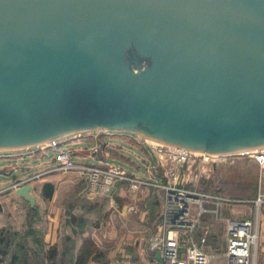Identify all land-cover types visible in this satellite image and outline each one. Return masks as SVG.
I'll list each match as a JSON object with an SVG mask.
<instances>
[{
    "label": "water",
    "instance_id": "water-1",
    "mask_svg": "<svg viewBox=\"0 0 264 264\" xmlns=\"http://www.w3.org/2000/svg\"><path fill=\"white\" fill-rule=\"evenodd\" d=\"M94 129L264 148V0H0V150Z\"/></svg>",
    "mask_w": 264,
    "mask_h": 264
},
{
    "label": "rangeland",
    "instance_id": "rangeland-1",
    "mask_svg": "<svg viewBox=\"0 0 264 264\" xmlns=\"http://www.w3.org/2000/svg\"><path fill=\"white\" fill-rule=\"evenodd\" d=\"M147 144L151 145L145 141L140 143L134 132L94 129L58 139L56 149H52L49 142H45L32 147L2 150L0 151V167L8 166L11 174L0 175V188L12 182V174L22 177L31 176L54 167L57 151L67 149L74 151L76 162L99 164L105 160L138 177H147L146 157L151 156L154 163L150 162L147 166L149 168L153 165L154 168L150 171L147 168L148 173L151 177L155 175L166 181L167 166L165 162L161 165L159 160L160 157L167 156L165 146H161L165 144L155 143L156 145H151L152 148ZM108 145L118 147L119 155L114 147H108ZM94 147L97 149L95 155L92 151ZM101 148L108 152V157L102 159L99 153ZM153 151L156 152L155 156ZM251 155L230 154L220 159L216 158V167L207 177H201L197 186L206 191L220 189L224 193L250 197L251 190L254 191L255 187L257 194L258 185L264 182V165H259ZM174 167V171L180 174L177 179H174L176 183H182L181 178L184 174V179H188L187 173H184V165L174 162ZM51 174L56 175L55 179L58 182L63 180L72 184L78 183L79 190H82L83 182L76 171L55 170L44 173L34 180L39 181ZM148 187L143 191L142 188L132 190L128 182V191H126L127 186L122 184L117 187L114 194L97 187L95 189L97 193L85 196L78 195L79 190L76 188L66 189L69 193L67 196L70 198L67 212L75 220L77 229L74 234L81 241L82 252H84L80 264H145L140 260L137 245L147 250L148 242L157 230L156 219L161 209L160 192L154 187ZM74 199L80 211L75 215L73 214ZM218 233L219 227L216 228L217 235L211 242V249L215 254L211 264H225V257L221 255L223 240ZM67 237L75 242L73 237ZM145 254L149 256L148 252Z\"/></svg>",
    "mask_w": 264,
    "mask_h": 264
},
{
    "label": "built area",
    "instance_id": "built-area-1",
    "mask_svg": "<svg viewBox=\"0 0 264 264\" xmlns=\"http://www.w3.org/2000/svg\"><path fill=\"white\" fill-rule=\"evenodd\" d=\"M57 144L58 139L49 141L52 149H56ZM161 146H165L167 153V156H164L165 159L159 158L160 164L165 162L167 166L166 181L155 175L152 177L129 175L121 167L107 162L79 163L74 159V151L67 149L57 151L54 167L17 179L11 187L17 189L31 179L55 170L76 171L89 185L100 187L105 192L112 191L118 181H128L129 188L132 190L151 186L161 194L160 222L148 242V250L154 264H211L215 254L208 243L210 219L224 225V247L221 255L225 257V264H256L258 209L263 202L262 197L257 196L252 200L257 209L256 213H248L244 218L235 217L232 216L234 206L249 200L227 196L216 189L202 190L197 186V182L213 171L216 167L215 159H220L221 156L252 154L254 160L263 166L264 148L223 155L215 154L217 157L204 151L196 152L170 145ZM92 151L95 155L97 149L94 147ZM174 162L185 166L184 173H187L188 179H184V174L181 178L182 183L174 181L180 175L174 171ZM152 168L154 166L150 165L149 171ZM156 253H159V260L155 258Z\"/></svg>",
    "mask_w": 264,
    "mask_h": 264
},
{
    "label": "crops",
    "instance_id": "crops-1",
    "mask_svg": "<svg viewBox=\"0 0 264 264\" xmlns=\"http://www.w3.org/2000/svg\"><path fill=\"white\" fill-rule=\"evenodd\" d=\"M137 138L140 143H144V141L149 143L147 141L148 139H144L138 135ZM151 145L148 146L152 148ZM110 146L114 147V150L119 155V148L113 145ZM110 146L108 145V147ZM99 153L102 156V159L108 157V152H106L104 148H101ZM153 154L155 156L156 152L153 151ZM146 159V176L149 177L150 174L148 173L147 165L150 162H154L152 161L151 156H147ZM102 162L107 161L104 160ZM125 171L129 175H134L127 170ZM10 174L11 172L8 170V166L3 165L0 167V175L7 176ZM11 176L12 182L0 188V204L2 206V209L0 210V231L2 229H7L10 233H14V237L11 238L9 245L5 244L4 242L0 243V264H60L62 260L63 264H78L76 261L80 253L81 241L76 238V235L71 230V226L75 229L77 228L75 223H71V216L67 212L69 207L68 203H70V198L67 196V194H69L67 190L74 188L79 190V184H72L63 180H59L58 182L55 179L56 175L52 174L43 177L39 181H35L34 178L31 179L26 184L31 185L29 193L35 199V209L33 210L31 208L33 205H31L24 197L18 195L15 192L16 189L11 187L17 179L26 178L29 176L22 177L13 174ZM79 176L83 182L81 183L83 187H81V191L79 190L78 195L85 196L86 194L90 195L97 193L95 190L97 187L89 185V183L84 178H82L80 174ZM122 184H124L123 181L118 182L117 185L113 187V190L109 193H116L117 187ZM124 185L127 186L126 191H128V182ZM141 188L143 191L149 187L146 186ZM257 189V194L255 187L254 191L251 190V197L248 195L244 196L239 194L221 193L219 192V189L216 190L219 193L227 196L249 200L246 203L234 206L232 216L240 218H244L248 213H256L257 209L252 200L257 196L262 197L263 202L258 209L259 229L256 264H264V182L260 183ZM101 190L103 191V189ZM46 193H50V196H46ZM73 202H75V208L73 210V214L75 215L80 211L78 206H76L77 201L74 199ZM30 212H32L31 214H33V217H31ZM225 215H227V213H225ZM66 218L70 219L71 226L66 224ZM159 222L160 217L156 219V227L158 226ZM217 227H219L218 235L223 240V250L224 225L221 222L217 223L211 219L209 220L208 243L211 247V242L217 235ZM67 236H71L75 239L73 247L68 245V243H66L64 240V238ZM20 242L22 243L21 246ZM52 248H54L53 251H51ZM137 249L140 253L141 262L145 264H154L148 247L146 248L147 250H144L140 245H137ZM147 252L149 256L145 254ZM14 256L16 259L15 262H13Z\"/></svg>",
    "mask_w": 264,
    "mask_h": 264
},
{
    "label": "trees",
    "instance_id": "trees-1",
    "mask_svg": "<svg viewBox=\"0 0 264 264\" xmlns=\"http://www.w3.org/2000/svg\"><path fill=\"white\" fill-rule=\"evenodd\" d=\"M123 183L124 184H127V182H123ZM46 185H50V184H46ZM219 192L224 193L220 189H219ZM46 196H50V193H46ZM31 208L34 210L35 209V206L33 205ZM71 223L72 224L75 223V220L73 219V217H71ZM12 237H14V233H10L9 230L2 229L0 231V243L1 242H4L5 244L9 245ZM64 240L66 241V243H68V245H71L73 247V245H74L75 242H73L70 237H65ZM21 245H22V243L20 242V246ZM53 250H54V248L51 249V251H53ZM80 250L81 251H80L79 256L77 258V261H76L78 264H80V262L83 260V257H84L83 256V253L84 252H82V247L80 248ZM15 260L16 259H15V256H14L13 262H15ZM60 264H63V260L60 262Z\"/></svg>",
    "mask_w": 264,
    "mask_h": 264
},
{
    "label": "bare ground",
    "instance_id": "bare-ground-1",
    "mask_svg": "<svg viewBox=\"0 0 264 264\" xmlns=\"http://www.w3.org/2000/svg\"><path fill=\"white\" fill-rule=\"evenodd\" d=\"M149 143H151V144H155V143H160V142H158V141H155V140H152V139H148L147 140ZM47 142H49V141H47ZM45 143V142H44ZM160 144H163V143H160ZM156 145V144H155ZM0 151H2V150H0ZM196 152H199V151H196ZM249 152H255V151H249ZM218 155V154H217ZM217 155H214V156H217ZM223 155V154H222ZM250 155V154H249ZM252 156V155H251ZM218 157V156H217ZM219 158H222V156L221 157H219Z\"/></svg>",
    "mask_w": 264,
    "mask_h": 264
}]
</instances>
